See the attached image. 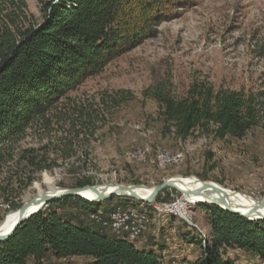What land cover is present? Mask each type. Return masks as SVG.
Wrapping results in <instances>:
<instances>
[{"label":"trees","instance_id":"trees-1","mask_svg":"<svg viewBox=\"0 0 264 264\" xmlns=\"http://www.w3.org/2000/svg\"><path fill=\"white\" fill-rule=\"evenodd\" d=\"M36 2L41 7L40 20L28 13L25 0H0V164L14 159L15 147L29 131L49 140L39 148L20 149L18 185L30 184L35 174L54 168L57 160L47 156L51 147L60 160L80 158L76 144L91 129L93 114L77 109L68 92L152 36L154 26L168 19L179 4V0ZM151 96L166 132L181 140L195 131L224 141L242 139L255 127L264 130V89H216L207 80H195L181 96L172 95L164 85L156 86ZM52 133L61 134L55 137L56 143L51 142ZM85 185H92L88 178L74 186ZM69 200L75 205L81 201L83 211L99 208L77 197L52 201L0 242V264H50L51 259L71 257L89 259L88 264H164L161 255L151 249H139L94 229L95 225H86L77 216L60 214L58 208ZM54 204L57 207L52 208ZM201 208L208 235L183 236L186 243L200 247L201 253L182 262L232 264L224 257L227 249L264 261V219L248 220L212 205Z\"/></svg>","mask_w":264,"mask_h":264},{"label":"rangeland","instance_id":"rangeland-1","mask_svg":"<svg viewBox=\"0 0 264 264\" xmlns=\"http://www.w3.org/2000/svg\"><path fill=\"white\" fill-rule=\"evenodd\" d=\"M25 2L28 13L40 20L41 7L36 0ZM178 3L168 19L154 26L152 36L68 92L77 109L93 114L91 129L76 144L79 159L60 160L51 147L47 156L57 160L54 168L35 174L37 178L30 184L18 185L20 167L16 161L20 149L39 148L49 141L29 131L15 147L14 159L0 164V222L13 211L9 206L21 205L53 187L73 188L77 181L86 178L98 186L111 183L154 186L175 176H195L256 200L264 196V130L261 127L252 128L242 139L219 141L212 135L195 131L181 140L166 132L157 102L151 96L158 85L166 86L174 96H181L195 80H207L216 89H264V0H179ZM121 97L124 99L115 104L114 100ZM67 129L66 124V133ZM57 135L61 134H51V142L56 143ZM136 148L148 149L145 161L126 158V152ZM157 151L169 155L182 153L183 158L176 165L159 168L155 165ZM158 194L156 202L166 203L181 195L172 188ZM116 203L123 201L114 197L98 206L104 211ZM80 205L79 200L76 205L69 200L58 212L77 216L90 225L89 212L81 210ZM202 205L209 206L203 202L187 204L190 224L175 216H159L156 210L149 214L143 235L147 241L145 246L158 248L157 244L162 243L166 249L177 248L182 255L196 253L198 257L200 247L190 246L183 236L189 234L198 239L199 232L208 235ZM149 237L156 238V242L149 245ZM224 257L232 264H264L236 249H227ZM89 261L82 257L49 260L50 264H88Z\"/></svg>","mask_w":264,"mask_h":264},{"label":"bare ground","instance_id":"bare-ground-1","mask_svg":"<svg viewBox=\"0 0 264 264\" xmlns=\"http://www.w3.org/2000/svg\"><path fill=\"white\" fill-rule=\"evenodd\" d=\"M148 152L147 148H136L131 149L126 152V158L132 161H145V155ZM183 158L182 153H176L173 155H169L163 151H157L155 156V165L159 168H163L168 165H176L180 162ZM170 181H173L174 184L180 189L181 192V201L177 203V207L181 208L183 204L185 205V213L178 211V208H167V207H160L155 208V201L151 202H144V201H137L127 196H113L120 198L123 203H116L112 205L108 210L103 209H92L89 211L88 217L94 216H101V221L98 223L96 219H89L90 224L95 225L100 230L106 232L107 234L115 237L116 239H121L132 243L135 247H142L146 244L145 241H139L136 238L131 237L130 235H126L123 233H117L115 231V225H123V218H129L128 222H125V229H130L133 234H141L146 232V225L148 224L149 214L154 212L155 210L158 211L159 216L166 215V216H175L183 223L190 224L191 214L188 211L187 204H196L203 202L205 204L208 203H217L218 205L222 206L223 204L220 202V198H225L227 203L230 207L236 211L247 213L250 212L251 218L256 217H264V202L261 203V199L256 200L253 199L251 196L246 195L241 192H236L229 190L218 183L212 181H202L195 176H175L170 178ZM116 184H107L104 186L98 187V191L101 193H107L111 191ZM131 190L134 193L141 197H145L149 193L153 191V186H131ZM214 189H220L221 192H216ZM189 190H197L201 191V193H190ZM65 190L63 188L53 187L49 190L43 191L41 194L37 196H41L43 194L46 195H59L63 193ZM79 194L87 199H93L96 197V194L92 190H83L80 191ZM110 198V199H112ZM105 201V200H104ZM89 202L90 204H99L104 202ZM261 203V204H260ZM41 205V202H34L29 211L32 212L38 209ZM154 207H153V206ZM99 207V206H98ZM154 209H153V208ZM17 211L9 212L3 220L0 222V233L8 232L17 218ZM121 215L122 218H117V215ZM132 214L134 216H129ZM138 217V220H136ZM111 223V224H106ZM150 223V222H149ZM137 243H141L137 245ZM146 248V247H145Z\"/></svg>","mask_w":264,"mask_h":264},{"label":"water","instance_id":"water-1","mask_svg":"<svg viewBox=\"0 0 264 264\" xmlns=\"http://www.w3.org/2000/svg\"><path fill=\"white\" fill-rule=\"evenodd\" d=\"M102 186H104V185H102ZM98 187H100V186H98V185H85V186H81V187L66 188V189H64L65 191L63 193H60L59 195L43 194L41 196H37V195L34 196L29 201L21 204L17 209L13 210V211H17V213H18L16 221L8 232L3 233V234L0 233V242L8 239L20 224H22L24 221H26L32 215L41 211L45 206H47L53 200L62 199V198H66V197H77V198H80V199H83V200L89 201V202H100V201L110 199L113 196H127V197H130V198L135 199L137 201L151 202L155 199L156 195L165 188H172V189L177 190L180 193L182 192L180 189L177 188V186L174 184L173 181H170V178L164 180L163 182H161L157 185H154L153 191L151 193H149L148 195H146L145 197H141V196L137 195L136 193H134L133 190L130 189L131 186H129V185L116 184L115 187L107 193L106 192L101 193L100 191H98ZM83 190H92L96 194V197L93 199H87V198L82 197L79 194V192L83 191ZM214 190L216 192L223 193V191H220V189H214ZM189 192L190 193H196V194L201 193V191H197V190H189ZM38 201L41 202L40 207L38 209L30 212L29 211L30 206L34 202H38ZM220 202L223 204L222 206L218 205L217 203H208V204L212 205V206H216V207L220 208L221 210L227 211L229 213L239 215V216L244 217L248 220H263L264 219V217L251 218L250 217L251 211H249L247 213H242V212H239V211L232 209L230 207V205L227 203V200L225 198H220ZM260 202L261 203L264 202V196L261 198Z\"/></svg>","mask_w":264,"mask_h":264},{"label":"crops","instance_id":"crops-1","mask_svg":"<svg viewBox=\"0 0 264 264\" xmlns=\"http://www.w3.org/2000/svg\"><path fill=\"white\" fill-rule=\"evenodd\" d=\"M87 225V224H86ZM90 226V225H88ZM94 229H99L98 227H93ZM103 233L107 234L106 232L102 231ZM151 232V229L149 231V233ZM151 234V233H150ZM109 235V234H108ZM150 242L149 245L151 244L152 241L156 242V238L153 239V237H149ZM158 248L154 247L151 250L159 253L163 259L164 264H185V262H182L184 259L188 260V261H192L195 258H197L196 253H194L193 255L190 256H185L182 255L179 249H174V248H168L166 249V246L163 245L162 243H158ZM190 246H192V244H189ZM146 247V248H145ZM139 249H150V247L147 246H142V247H137Z\"/></svg>","mask_w":264,"mask_h":264},{"label":"built area","instance_id":"built-area-1","mask_svg":"<svg viewBox=\"0 0 264 264\" xmlns=\"http://www.w3.org/2000/svg\"><path fill=\"white\" fill-rule=\"evenodd\" d=\"M180 201H181V195H180V198L176 197L173 201L168 202V203L155 201V208H160V207L178 208L176 205ZM178 211L185 213V205L183 204V206L181 208H178ZM129 216H134V215L129 214ZM117 218H122V217L119 214V215H117ZM87 219H96V220H98V223L102 222L101 216L87 217ZM136 220H138V217H136ZM128 221H129V218H123V225H115V231L117 233H123L126 235H130L131 237L136 238L139 241H145V239L143 238V232L141 234H133V232H131L130 229H125V222H128ZM106 224H111V223H106Z\"/></svg>","mask_w":264,"mask_h":264}]
</instances>
